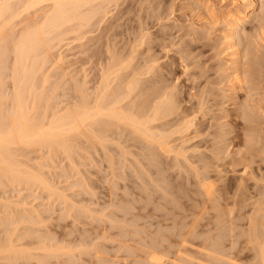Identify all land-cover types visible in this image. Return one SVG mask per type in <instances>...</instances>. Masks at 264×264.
<instances>
[{"label": "bare ground", "instance_id": "bare-ground-1", "mask_svg": "<svg viewBox=\"0 0 264 264\" xmlns=\"http://www.w3.org/2000/svg\"><path fill=\"white\" fill-rule=\"evenodd\" d=\"M18 1H20V2H18ZM45 1L46 2L49 1L48 4L49 3L50 4L45 5V8L47 6H49L47 8L48 11H47V9L44 10L47 12H44L43 20L41 18V21H40V19L37 20L38 18L36 16L37 15L36 11L39 12V10L42 6L40 7L37 5H39L42 2L44 3ZM128 1L129 0H17V1H15V0H0V178H1V176L6 177L5 179H7V181H6L7 184L4 181L3 182L7 186L10 182V184L11 183H17L18 185L23 184V183L26 185V183H27V185H29V186H32V184H33V186H35L36 188H37V186L43 187L44 189L49 191L48 193L51 194V197L53 195V198L55 196L58 199L61 198L60 200H63L64 206H66L65 205L66 203H67V205L69 204L68 205L69 207H67V209H71V211H74L73 213H71V212L70 213H71V215L73 214V217H75V219L72 218V220H73V221L71 220L72 223L77 222L76 224L79 225L78 223L80 221V225L82 222H83L82 224L85 225L88 223L90 224V221H91V225H93L94 221H99L100 218H98V219L96 218L99 215V213L91 211L93 209H90V208L88 209V207H84L83 209H80L82 204L80 203L81 205L80 204L78 205V203H77V206H76L75 200L73 199L76 195L72 198L71 196H73V194L72 195L67 194V191H68L67 188L70 187V185H68L67 188L64 190H63V187H61L62 188L61 189L60 186H59V188H57L58 187V185L56 187L57 183L54 185L55 182L51 181L49 179V177L45 176L47 174H45V172H43L42 168H44L43 163L46 164L48 162V160H46V158L43 161L42 160L35 161L33 164L30 165L26 161L18 158L17 151L20 148H24V149L26 148L28 150L32 149V148H35V149H39V148L44 149L45 148L47 150V156H49L50 160H51V156L53 157L55 154L54 158L52 159L53 161L55 160L56 156L58 157V155L60 156L61 154L63 156V154L65 153L64 154V155H66L65 158L68 160L67 162L70 163V164L68 163L69 166L71 165L70 171L72 168L73 169L75 168V170L77 169L78 172L80 170V173H81V169L79 168L80 167L79 163H81L82 161L79 162L78 160L77 161H75V160L78 159L79 156L83 159L84 158L83 154L84 155L86 154V156H88L87 157L88 159L90 157H92V155H94V152L91 153L87 149L89 147H94L95 149H97V152H95V155H96V153H98L99 150H101V151L103 150V152H105L106 155L103 152H102L103 154H101V155L98 154V155L99 156L103 155L101 157L102 161L104 160V159H102L104 157V155L106 156V157H104L105 160H107L106 158H109L108 161L111 162V163H109V165H111V166H109V165L108 166L110 168H112V171H114L113 169H115L117 166L113 168L115 162L112 163L113 159L110 160L111 158L114 157V159H116V161H117L118 157L119 158L124 157L123 161H125V162L129 159L128 160L129 162L128 161L127 162L130 163L131 166L128 164V166H130V167H127V170L129 169V171H130L129 173L133 174L131 176L133 178H131V177L130 178L133 180L137 177L139 179V181L140 180L143 181L141 183L149 186V188H148V186L146 188L143 187L144 189H147V190L145 191L142 188L144 191L141 192V193L148 192L147 193L148 196L146 195V199H147V197H149V192L151 194V191H158L159 190L157 195L159 193H162V191H163V193H165L169 190V186L174 189V192L176 191L178 193H179V191L181 192V190L183 189V192H181L183 194L180 195L181 193H179V194L177 193V195H180L181 199H183V200L185 199V203H184L185 205L182 207H179L180 210H178V209L175 210L176 208H169L168 207V209L164 213L159 212V213H162V216H163L162 220H160L162 217L161 218L158 217L159 219L156 220L155 218H157V216L154 217V215H153V217H152V214H151V218H154L155 222H153V219H152L150 224L151 225L154 224L153 227H156L154 230H151V231L140 230V229H143V228H141L144 226L143 221H142L143 226L139 227L140 229L136 227L139 230L133 229L134 228L133 227L134 222H137V221H134L130 218V217H132V218L138 217V218H136V220H138V222L140 223V221L145 218V215H147V213L150 216L149 213L151 211H153L154 209L152 208L153 206L150 205V209H147L148 211L150 210V212L146 211V207H149V204H147L148 199L147 200L144 199V201L140 200L141 203L144 202L143 207H144L145 211L142 210V213L145 214L144 216L141 212H138V211H141L140 209H143L141 203L138 204V210H137L138 215H137V212H136V215H134L135 212H134V214L128 213L127 210H129V209L134 210L135 208H132V207L133 206L135 207L137 205V204L133 205L134 204L133 202H132L133 204H130V202L132 200H134L133 198H132V200H129V201H128V199L127 200L125 199L126 201L123 200V201H125V204H126L124 206H123V203L122 204L120 203L121 205L119 203H117V204L115 203L116 206L117 205L119 206V207L117 206V208L115 206V208L119 212L117 215L121 214V216H122V214H123V217H121V216L119 217V218H121L120 221H123L124 217L129 218L128 219L129 221L125 222V220H126V218H125L124 222H121V223H125V224L127 223L126 225L125 224H123V225H125V227L129 226L128 228H130V229L124 230L125 227L122 228V225H119V228H117V229H119V231L116 232L117 234L114 233L115 238L114 237L111 238L112 241H113V239L115 240V241H113L114 244L116 242L115 246H113V249L111 250V252L113 251V253L116 252L114 255L120 253L118 248L125 250L124 251L125 254H126V252L127 253L130 252L127 255L128 257H130V255L132 253H133V255H131V257L134 256L138 250V251H140V253L136 254V256H134L133 259L131 258L132 259L131 262L135 261V262H138L139 264L140 263L141 264H264V183H262V182H264V172H263L264 168H262V164H260L261 162H264V141H262L263 139L261 138V137H263V136H261V134L263 133L264 130L263 129L260 130L259 120H258V118L261 119V116L263 115L262 114L263 108L261 109L262 111L259 109L262 112L261 113L262 115L259 116V112L257 111L258 110L257 107L259 108V106H257V107L255 106V105L260 104V107H261L262 104L259 101H261V102H263V101L260 100L261 99L260 96H259L260 99L257 97L259 99V101L257 100V98L254 99V95H253L251 102L249 100L250 99L249 97L255 93L253 90H256V93H257V91H258L257 89H259L260 81H263V79L259 80L258 74H261V73H258L257 71L259 70L258 67L261 70L264 69V68L260 67V65H261L260 63H262V61H261L262 58L260 59V55L262 53H264V51L262 52V50H259V49H263L262 47H264L263 46L264 43L263 44H262V42L260 43L261 44V48H260V46L257 42L259 39V34L264 32V0H229V4H228V1H227L226 5L224 4L226 6L225 8H222L223 6L220 8V6L223 4V2L226 1V0H223L221 4L218 3V5L220 4L219 5L220 9L216 8L217 10H215L213 8L214 6L215 7L218 6L216 2L213 1L215 4L213 2L210 4V2L212 0L211 1L207 0L209 2V4L207 3L208 4V6H207L206 4L204 5V3H203L204 0H203L202 5H204V8L206 7L207 11H211L210 12L211 15H206V13L197 14L198 11H196V10H198V9L200 11L204 10L202 7L199 6L200 5L199 2L197 4L200 8L198 7L195 9L193 6V8L195 9L194 13L197 14V17L195 15H194V17L196 19L199 17L198 20L201 23L200 26H202V25L206 26V24H207L208 29H206V27H205V30H204L202 28L204 26H202L201 28L199 27L200 29L199 28L194 29L195 26L194 27L191 26V27H193V29H190L189 31L187 30L186 32L189 34L191 33L190 31H192L193 34H195L197 32V33H199V36L198 35H196V36H198L202 40V38L205 39L210 34H212L215 29H216L215 31H217V29H218L219 31H217V32L219 34H217V36H216L217 38L215 37L216 39H218L217 40L218 45L214 46V43L217 44V42L212 40V41H214V43L212 42L213 43L212 47L214 46V47L218 48V47H220V45H219L220 43L223 45L221 51H219L220 49L218 50V52H220V53H218L217 51L215 52V55L218 54V58L220 57V54L222 55L221 59H220L221 61L219 60L221 63L218 62L220 64L216 65V66H218L221 74H220L219 82L215 83V84H217V86L216 85L215 86L218 87L219 83L220 84L224 83L223 87H221L222 85H219L220 88H219L218 92H220L223 95V97L226 99L224 101L229 102V105H231V109H230L231 112L227 113L226 110H228V109H225V107H223V110L221 111L222 115L220 116L221 112L219 115L217 114L218 117L220 116L219 120L222 119L223 121H220L221 124H219L216 127L217 129L212 128L213 131L215 130L214 133H212L213 132L212 130L209 131V129H211V128L205 124L206 127H209L207 129L203 123V119L206 117V115L209 114V112L214 111V109L211 106H215L214 102H216V101H214V102L212 101L211 102L213 104L212 105L207 101L208 97L206 98L207 94L210 95L211 91H209V88L208 89L205 88L201 92H199V90H201V88H203V87L200 86V88H199V86L197 87V85H196V87L199 89H198V92L196 91V89H195L196 87H195L194 82L195 83L198 82V81H196L199 78V76L197 77V73L196 74L190 73V76L196 75L197 79H194V76H191V78L186 77L187 75L185 76V78L187 80L192 79L191 83L189 82L190 84L187 85V89L183 90L184 91L183 95H185V92H186V95L189 97L188 99L186 98L187 100L185 99V96L182 97L180 95V93L183 92L182 91L183 87L179 88L177 86L178 84H176V83L175 84L168 83V82H170L169 81L170 77H168V76H170V74H172L171 73L173 71L172 65H174V64L171 60H170L171 62L167 65L162 61L159 62V58L157 56H154V54L153 55L151 54L152 53L151 52L152 47L148 46V44H149L148 42L151 39L150 34H149V32L151 30L148 29V27H146L143 22L141 23L139 21L140 24L138 27H140V28L137 27L139 30L137 29L138 32H135L136 35L134 34V37H133V35H132V37H129V38L126 37V38H128L127 40L130 41V42H128L130 44H129V52L127 54L123 53L121 51L119 52V49H115L117 44L114 43L115 42L114 40L116 37H118L121 34L117 30H118V27L123 26V25H121L120 21L122 20L123 14H126V13H124V12H126V10H125L126 7L123 6V4L125 2H128ZM190 1H185V2L190 3ZM201 1L202 0H200V2ZM185 2H183V4ZM194 3H192V4L194 5ZM183 4H182V6H183ZM185 4H187V3H185ZM189 5H191V3ZM189 5L187 4V6H189ZM209 5H212L213 7H211ZM258 6L259 7L261 6L260 10L258 9ZM38 7H40L39 10H38ZM183 8H184V6H183ZM185 8H187L186 5H185ZM191 8L189 6L187 9L191 10ZM257 9L259 11H257ZM169 10H170V8H169ZM169 10H166V11L169 12ZM180 11H181V9H180ZM204 11H206V10H204ZM190 12L192 13V11H190ZM34 13H35L36 17H34V15H33ZM127 13H128V10H127ZM30 15H31V17H30ZM158 15H157V17H158ZM180 16H182V15H180ZM166 17H167V15H166ZM166 17H164V18H166ZM140 18H139V20H140ZM147 19H149V18H147ZM255 19H258L257 20L258 21L257 26L253 25L254 29L252 30V28H251L252 32H248V24L252 23L253 21H254V23H256ZM176 22H177V20H176ZM20 23L22 24L21 26H20ZM157 23H158V21H157ZM174 23H175V21H174ZM216 24H217V27L219 26V28H221V29L217 28ZM220 24H221V27H220ZM163 25L161 26V24H160L162 31H163V29L167 28L166 26L168 24L167 25L165 24L166 26L165 25L163 26ZM190 25H193V24H190ZM197 25H198V23H197ZM174 27H175V25H174ZM209 27H211L212 29L210 28V30H209ZM255 27H257V30ZM213 28H214V30H213ZM201 29L203 31L208 30L207 33H209V31L211 33H209V35H207V33H205V35L207 37H205L204 35L200 36V34L202 33V32L200 33ZM254 30L257 31V33H256V31L254 32L256 34H253ZM50 32H51V34H50ZM65 32H66V35H67V33L72 34L75 32L74 34H72V36L74 35L73 39H77L79 41L80 39L83 40V38H85V40L88 43H90L89 46L87 45V47L82 50L83 54L82 53L81 54L84 56L85 51L88 53L87 56L85 53V56L87 58H86V60L85 59L84 60H85V62H90L89 64L92 66V68L94 70L95 81H94L92 89L90 91L86 92L87 87H88V86L85 87L87 85V79H85V77H86V75H88L87 72L85 73L86 69L82 68V70H84V72L82 71L83 74L80 76V77L83 76V78H80L81 80L77 77L78 76V71H77L78 67H76V68L74 67L75 71H77V72H74V74H73L75 77L72 75V73H70L72 69L69 70L70 71L69 73L72 76L67 73L71 79V82H69L70 86L67 84L68 85L67 87L70 90V92L68 94L72 95L73 92L77 93V94L76 95L73 94L74 96L72 95L73 96L72 101H70L72 99V98L71 99L69 98L70 95L67 98H65L66 97L65 96L64 98L68 99L69 102H66L64 100L66 102L65 103L62 101L63 102L62 107L57 106V109H56L54 107H56L55 104L58 101H55L52 99L56 98V96H54L56 94H54V93L57 92V89L60 88V83L63 84L62 82H64V81L59 82L60 77L62 79L66 75V72H64L63 70L58 71L59 68L56 69V67H61L60 62L62 64V62L64 61V58L66 57L65 56L66 54L64 55L62 52H59L64 56L60 55L59 53H56L57 54L56 57L54 58V56H53V58H52V57H50L51 55L47 52L49 51V48L50 49L52 48V46H53L52 43L58 42L61 39V36H63L65 38V36H66V35H64ZM132 32H134V31H132ZM167 32H169V31H167ZM46 33L50 36L51 35H53V36L50 38V36H47ZM216 33H214V34H216ZM44 34H46V37L44 36ZM126 34L127 33H125V35ZM161 34H163V33H161ZM161 34L157 35V37L161 36ZM120 36H122V34ZM166 36L168 37V35H166ZM196 36H195V38H193V37L192 38L195 40ZM202 36H204L205 38ZM212 36H213V34H212ZM169 37H171V36H169ZM198 37H197V40H198ZM161 38L163 39V38H165V36H161ZM171 38L173 39V37H171ZM213 38H209L210 40L207 38V40H209V42L211 43V39H213ZM256 38H258V39H256ZM49 39H50V41H48ZM73 39L71 38V40H73ZM56 40H58V41H56ZM61 40H60V42H58V44L56 46L54 44V46L55 47L59 46V44L61 43ZM219 40H220V43H219ZM86 41H85V43H87ZM153 41H156V39L155 40L153 39ZM163 41H164V45H165V43H167V42H165L166 38H165V40L163 39ZM178 41L181 42V39ZM82 42L80 43V41H79V44L77 43L78 46L81 45ZM85 43H84V45H86ZM169 43L171 45L172 44L175 45V43H173L172 41H170ZM169 43H167V44H169ZM150 44H152V43H150ZM180 44H179V46H180ZM104 45L106 47H103ZM78 46L76 45V47H78ZM168 46H170V45H168ZM187 46H189V45H187ZM81 47H83V46L81 45ZM81 47L79 46L80 51H81ZM160 48H161V46H160ZM165 48L166 47H164V49H163V47H162L163 51L166 50ZM179 48H178V51H176V52L182 53L181 50L179 51ZM47 49H48V51H47ZM172 49H174V48H172ZM259 52L261 53L260 55H259ZM8 53H9V55H12L11 60H9V61L7 60L8 59L7 58ZM184 54L185 53L183 52L182 55H184ZM46 55H48V57ZM177 55L179 56L178 58L180 60V61L177 60V61H179V65H181L182 68L184 69V71L186 72V69H188V65L184 62V58H183V56H181V54L180 55L177 54ZM214 56H212V57H214ZM262 56H264V55H262ZM48 58H51L52 60L48 59ZM47 59L49 62H51V64H50L51 68L50 67H48V68L50 70H53V68H54L55 72L53 70V72L50 73L49 69H48L49 72L47 71V67H46L47 64L49 66V62L47 61ZM74 60H75V58H74ZM65 62L63 63V65H64L63 67L67 68L68 65H65ZM75 62L77 63V61H75ZM161 62L164 63L165 65L162 66ZM72 63H73V60H72V62L70 61V63H69L70 66L75 64V63H73V64ZM7 65H9L10 68ZM214 65H215V62H214ZM81 67H83V66H81ZM215 67H213V68H215ZM6 68L8 70L10 69V74H8V75H9V77L11 76V80H12V85L10 83V86H9L10 88L8 90V93L6 91L8 89V86L7 87L5 86V84H6L5 80L8 77V75L6 76V74H5L8 71ZM74 68H73V70H74ZM4 69H6L7 71ZM200 69H201V67H200ZM56 70L58 73L56 72ZM79 70H81V69H79ZM216 70H217V68H216ZM67 72H68V70H67ZM185 72H182V73L185 74ZM216 72H219V71L217 70ZM53 73H55V75H56V73H57V75L59 73L61 74V76L57 77V80L59 79L58 80L59 83H57V80H54L53 81L54 84H53L51 82V80H49V78L55 76V75H53ZM64 73H65V75H64ZM80 73L81 72H79V74ZM186 73H189V71H187ZM218 75H216V76H218ZM177 77H175V80H178ZM77 78L80 81H78ZM45 82L49 86H50V84L52 86L53 85L54 86L53 87L50 86V87H52V88H50V87H48L47 84H45ZM67 82H68V80H67ZM212 82L214 83L215 81H212ZM44 84L47 85V87ZM56 84L59 86H56ZM185 84L186 83H184L183 86H186ZM55 86L57 89L55 88ZM65 86H66V84L64 85V87ZM215 86H214V88H215ZM11 87H12V89H11ZM70 87L74 88L73 92H71L72 89H70ZM212 87L213 86L211 85V88ZM45 89H47V90H45ZM241 90L242 91L244 90L243 91L244 93L242 92L243 93L242 95L240 93ZM9 91H10V93H9ZM251 91H253V92H251ZM220 93H218V94H220ZM218 94H216L217 98L219 97ZM210 96H209V98H210ZM213 96H215V95H213ZM57 98H59V95ZM262 99H264V98H262ZM248 100H249V103H255L257 100L258 103L254 104V106L256 107L257 110H255L254 108H251L250 105H252V104L249 105ZM253 100H254V102H253ZM53 101H54V106L51 103ZM218 101L216 102L217 105H218V103H220V101L219 102ZM224 101H222V103ZM207 102L209 105H211L210 107H211L212 111H209L208 107L206 106ZM222 105L223 104H221L220 108L222 107ZM59 106H60V103H59ZM225 106H227V105H225ZM215 108H216L215 109L216 112H219L220 109L217 110V106ZM49 111H50V115H48V117H47L48 120H47V118H45V117H46L47 113L49 114ZM255 111H257V112H255ZM215 113L214 114L212 113V115L210 114L213 117L215 116V118H212L213 120H216V118H218V117H216ZM230 115L232 117L234 116V118H235V120H233L232 123H230L227 120L230 118V117L228 118V116H230ZM237 118L241 120L242 126L239 127L238 129H235L234 126H236V124H237V122H235ZM209 119H210V116H209ZM204 121H205V119H204ZM260 122L263 123V125H264V122L262 120ZM211 123H213V121ZM212 126H215V125H212ZM113 128H116L118 130L121 128V131L124 130L125 132H126V130H128L129 133L127 131L126 132L127 134L125 133L126 136L125 135L124 136L129 139V136L131 138V134H132V137L135 140L139 141L138 146L141 142L143 144V146L141 145V147H142L141 150L144 151V154L142 153L143 151L140 152V150H138L139 153H142V154H140L141 155V157H140L139 153H137V150L135 152L134 150H131L130 148H128V146L132 142L131 139L132 140H134V139L131 138L128 140L127 138H124V136H122V132H124V131L121 132L119 130V132H117L116 129H114V131H116V132H113V130H112ZM110 131L112 132V133H110V135L118 133L117 135L118 136L121 135V137H123L125 140H127L126 141L127 143L125 141L123 142V139H121L118 136L117 137H110L109 136ZM240 131L242 134V136H241L242 138L240 137V135H241L239 133ZM233 132H234V134L230 136V134ZM235 139H237V140H235ZM78 142L85 144V145L84 146L82 144L79 145L80 143H78ZM128 142H129V144H128ZM126 144H128V145H126ZM131 144H133V142ZM231 144H234V147H235V144H238L239 146L234 148ZM111 145H113V148ZM97 146H100L101 149H99ZM130 147H131V145H130ZM230 147L232 149H229ZM80 148H82V150L84 149V151L81 150L83 153L81 151H77V154L81 153L82 155L78 154V156H77V154H76V157H72L73 152L76 153V149H80ZM140 148H138V149H140ZM85 150L87 151V153L85 152ZM132 151H134V152H132ZM88 153L89 154L91 153L92 155L91 154L88 155ZM99 153H100V151H99ZM146 153L149 154V157ZM112 154H116V155H112ZM128 154H131L134 157L132 158V156H131V159H130L129 157H127ZM44 155L45 154H43V156ZM143 155L144 156L146 155L148 157V161H147L148 164L143 163L145 161L144 160L145 157ZM226 155H229V156H226ZM43 156H41V157H43ZM224 156H226V158ZM142 157H143V160H142ZM147 157H146V159H147ZM228 157H230V159H227ZM70 158H72V159H70ZM87 158L85 157L84 159L87 160ZM126 158H128V159H126ZM222 158L229 160L227 163H222L223 165L227 164V166H228V167L224 166L225 170H227V172H228L227 173L228 177H227V174H225V176L223 174V172L225 170L222 172V170L224 168H222V169L217 168L218 166H221L220 159H222ZM93 159L95 160L94 163H96V164L93 163V165L94 166L97 165V170L100 169V171H101V168H100L101 164H99L100 167H98V162H96L97 159L92 157L89 160L92 161ZM130 160H131V162H133L132 164H131ZM91 161H90V163H91ZM108 161H105L106 164H108ZM121 161L122 160H120V162ZM221 161L223 162L224 160H221ZM50 162H48V164ZM217 162L219 163V165L216 164ZM224 162H226V161H224ZM118 163H119V161H118ZM118 163H115V165ZM122 163H121V166L124 165ZM81 164H83V163H81ZM145 164L146 165L150 164L149 165L150 167H144ZM85 165H87V164H85ZM125 165L127 166V164H125ZM223 165H222V167H223ZM254 165H256V167ZM263 165H264V163H263ZM121 166L119 165L118 171H121L120 170L122 168ZM91 167H93V166H91ZM66 168H67V166H66ZM82 168H83V170H82L81 176H82L83 171H84V167H82ZM170 168L171 169L175 168L176 173H174V174H176L177 176L179 175V177H181L180 179L182 181L180 180L175 186V187H177L178 191L176 190V188H174V186L172 184L174 183V185H175V182H177L176 180H178L179 177L174 176L176 179H174V177H173V179L170 178L171 173L170 172H169L170 174L167 173V171H170V170H168ZM122 169H124V168H122ZM259 170H262L263 173H260L261 171L259 172ZM48 171L50 172V170H48ZM96 171H94V173L98 174L97 173L98 171L97 172ZM116 171H117V169H116ZM122 171H124V174L127 175V172L125 171V169ZM111 172H110V174H113V175L115 174V172L114 173L113 172L111 173ZM86 173H87L86 174V176H87L89 173L88 172H86ZM129 173H128V175L130 176L131 174H129ZM120 174L124 175L123 173H120ZM134 174H136L135 178H134ZM167 174H169V175H167ZM48 175H50V174H48ZM52 175L54 176L53 173H52ZM56 175H58V174H56ZM60 175H62V173ZM116 175H119V174H116ZM116 175L112 176V177H115L114 179H116V177H117ZM152 175H155V176L153 177ZM85 177H83L82 179H84ZM120 177H122V176H120ZM120 177H119V179H122ZM88 178H91V177L88 176ZM126 178L123 177V179H126ZM148 178H150L151 182L153 180L154 183L153 184L150 183L149 182L150 180ZM211 178H213V180ZM114 179L111 181L112 183H113V181H115ZM138 179H137V181L136 180H133V181L139 183ZM210 179L212 180V182H210L211 181ZM249 179L255 181L254 185L259 186L258 185L259 183L262 184V185H260V187H258V189H256V187H254V185H253L254 190L256 189L254 191L255 194H252L250 192L252 187L250 189L249 186L252 184L248 183ZM90 181H92V180H90ZM159 181L160 182H166V183L160 184ZM258 181H259V183L257 184ZM80 182H82V181H80ZM170 182L171 183L173 182V183L171 185H169ZM184 182H186L187 184H185ZM4 183H2V185L6 186ZM84 183H82V184L84 185ZM91 183H93V182H91ZM91 183H90V185H92ZM114 183H116V181ZM114 183L112 185H114ZM17 184H15V185H17ZM82 184H81V187L83 188ZM73 185H74V183H73ZM75 185H76V183H75ZM141 185H139V186L142 187ZM184 185H186V188L189 187V189H185ZM150 186L151 187L153 186L152 188L155 190L150 189L151 188ZM190 186L192 188H190ZM71 187H72V185H71ZM113 187H114V189H116L115 186H113ZM135 187L136 186L132 187L133 188L132 190H135L137 192L138 189L137 188L135 189ZM157 187H160V189ZM178 187H180L181 190ZM85 188H86V186H85ZM89 189L91 190L92 187L87 188V191H85L84 189H82V190H83V192H88ZM142 189L139 188L140 191ZM148 189H149V191H148ZM184 189L188 190V192L190 190V192L192 194H189L186 191L184 192ZM14 190H16V189H13V191ZM70 190L71 189H69V191ZM92 191L93 190H91V192ZM135 191H133V192H135ZM16 192L17 191H15V193ZM80 192H82V191H80ZM138 192L135 194L140 195L141 193L140 192L138 193ZM171 192L172 191H169V194ZM17 193H19V192H17ZM92 193L94 195L95 191ZM163 193L161 195H163V196L167 195V198L170 196L167 193L166 194H163ZM6 194H4L5 196H0V206L5 208L3 210L4 213L2 215H4L5 213L7 215H10L8 213H11V214L14 213L13 215H14L15 219L12 220L13 218L11 219L10 216H13V215H10L9 219H11V220L7 219L9 222H7V220L5 218H3L6 216H3L0 220V225L2 228H4L2 230V232H3L2 236H1V231H0V236H1L0 237V260L1 261L4 260V262H5V260L9 261V263L8 262L4 263V262L0 261V264H14L15 263L14 261H16L18 259L23 260V261L21 260L22 261L21 264H88V263H90V264L101 263L102 264V262L109 264L107 262H112L115 260L113 257H112L113 258L112 260H111V258H109V256L107 257V253L109 254V252H110L109 249H111V248H107L103 245V244H106V242L105 243L104 242L103 243H101V242L94 243L93 242L94 245L92 243L89 244L90 240L96 238V236H97L96 232H98V230L101 228L100 223H102V221L98 222L100 225L99 229L97 228L99 226L97 224V222H96V224L94 223L93 226L90 225V227L88 229L82 228L84 231L87 230L86 232H84L82 229H80L81 227L78 228L77 225L75 224L76 227L78 229H80L78 231L81 233V236L79 237L80 239L77 238V240L72 237V239L75 240V241L71 240L72 243L73 242L75 243L74 246H72V247L76 248V246H78L80 243L83 244L86 240L84 245L89 244L88 246L93 245V247H94L96 244L97 248L95 247L96 253H93L92 249H90L93 254H90L91 252H90V250H88L90 253L89 252H88L89 254L86 253V256H85V252H87V251H85V250H87L86 248H88V246H85L86 248H83V249H85L84 251H80L81 248L80 249L77 248L78 249L77 251H79L80 254L83 253L84 255L81 254L82 255L81 256L79 253L78 254L75 253V255H74L71 252L73 254L72 255L69 252L71 250H68L69 248L66 247V246L70 245L69 244L70 241L67 242L68 244L66 243V245H64L65 248L62 247L61 246L62 243L55 241V238H56L55 233L56 232L53 229L50 230L48 227H46V228H48V232H47L46 229L43 230L45 228V226L43 229L41 227L40 228L37 227V229H36L34 225H31L32 227L30 225H28V224H30L29 220L32 222L31 224H33V223L37 224V221H39L38 223H40V222H43L45 219L46 220L50 219L48 216L49 213L53 214V212L55 211V210L53 211V209H51L52 207L48 208L47 205L45 206L46 202L44 203V205H43L44 208L42 207V209L39 208V206H38V208L36 207L38 204H36V205L34 204V207H33L31 205L33 200L30 202L31 204L26 203L25 199H27V197L26 198L24 197L25 199L23 198L24 199L23 200L20 198L21 197V195H20L19 198L21 201H19V200H15L16 198H13L12 194H10V196H9V194L8 195H6ZM75 194H77V193H75ZM126 194H128V193L126 192ZM145 194L146 193L141 194L140 197H143ZM172 194H174V193L172 192ZM17 195H19V194H17ZM125 195H123V196H125ZM131 195H132V193H131ZM174 195H173V197H175ZM177 195L175 197L176 200L179 199V196H177ZM150 196H152V194ZM51 197L49 195L50 200H51ZM33 198H35V197L33 196ZM53 198H52V200H53ZM57 198H56V200H57ZM175 198L169 197V200L171 202H173L172 204H176L177 207L181 206L183 204V201H182V204H179L177 201V203H178L177 204ZM50 200L48 199V202ZM127 201L129 202V204ZM153 201L151 203H154V205H158L161 207L163 205L165 206L164 202L162 203L160 201V199L158 200V202H156V201L153 202ZM40 202H42V201H40ZM134 202H136V200ZM145 202H147L146 203L147 205H145ZM171 202H169V203H171ZM61 204H63V203H61ZM221 204H223L225 206H226V204H234V205L240 204L241 207H244L247 204H254L250 215H246L244 217L247 220L246 222H248V227L244 228L241 225H239L242 228L239 230L238 233H235L234 225L239 223L240 217L238 218V221H237L238 223H236L235 221L237 220V216L233 215L234 217L236 216L233 219V216H232L233 213H231L234 210L232 209L233 210L232 211L231 208L228 207L229 209L225 208L228 210V211H226L223 208L225 206H222ZM28 205L29 206L31 205L32 207L30 206L31 208H29ZM129 205H132V206L130 207ZM220 205H221V207H220ZM139 206H141V207H139ZM76 207L77 208L79 207V209L81 210V213H80L79 209L76 210L77 209ZM156 207L157 206H155V208ZM136 208H137V206H136ZM208 209H213L214 213H212L210 217L204 218L202 215L204 213H206ZM82 210H84V211L86 210L85 212H87V213L85 214V212L84 211L82 212ZM89 210H90V212H89ZM102 210H104V209L102 208ZM102 210L100 211V215L98 217L101 216ZM67 211L66 210L64 211V213L66 212L65 213L66 215L68 214ZM92 212L95 213L96 219H93L94 214H92ZM144 212H147V213H144ZM82 213L87 217V219L90 216L91 220L89 219L90 221L89 222L87 221L88 223L87 222L84 223V221H86L87 219H83ZM159 213L157 212L155 215H157ZM41 214L43 215V217L45 214L46 217L41 218L40 217ZM60 214L63 215V212ZM60 214L58 215V217L55 218L57 221L61 220L62 218H64L63 216H65V214L63 216H60ZM88 214H89V216H87ZM96 214H98V215H96ZM139 214H141L140 216H142V217H140ZM71 215L69 214L68 216L71 217ZM80 215L82 218L79 217ZM159 216H161V215H159ZM50 217H53V216L50 215ZM78 217L81 220L80 219L78 220ZM102 217H103V214H102ZM111 217H113V216H111ZM230 217H232V218H230ZM6 218H8V217H6ZM114 218H112V219H114ZM119 218L117 216L116 221H118ZM40 219H41V221H40ZM76 220H78V221H76ZM114 220H113V222H115ZM130 220L133 222L131 223ZM202 220H203V222H201ZM11 221H14V222L12 223ZM24 221H26L25 223H27V224H25V225H27V226L23 225ZM168 221H170L171 224H174L173 226L176 225L177 229L176 230L175 229H171V230L170 229H167V230L161 229L162 226L168 225V223H169ZM225 221H227V223H228L227 225H224ZM59 222H57L55 225L59 226V224H58ZM63 222H64V220H63ZM138 222H137V225H138ZM9 223L11 225L14 224L13 225L14 227H15V223L17 225L19 223L22 224V226H20V227L21 228L24 227V228L21 230V232L15 234L20 239L15 237V235H13V233H15L14 231H16L18 228L20 230V227L17 226L18 228L17 227L14 228V227L10 226L11 229H9L10 228L8 226V225H10ZM67 224H68V222H67ZM67 224H66V226H64L62 224L63 225L62 228L67 227ZM114 224H116V223H114ZM130 224H133V225L130 226ZM211 224H214L215 226L220 225L219 226L220 229H219V227L218 228L212 227V226L210 227ZM70 226L71 225H69V227ZM114 226H113V229H114ZM92 227H94V228H92ZM2 228H0V229H2ZM33 228H35V229H33ZM38 228H39V230H38ZM73 228H75V227H73ZM90 228L92 229V231ZM120 228H122L123 230ZM144 228H146V225ZM214 228L218 232H216V230L213 231ZM40 229H42V230H40ZM10 230H12V232H11L12 234L10 233ZM36 230H38L40 234L38 233V235H36L38 232ZM49 230H50V232L51 231L52 232L49 233ZM81 230L83 231V233H86L88 235L83 234ZM40 231H42V234ZM67 231H68V229H67ZM94 231H95L96 235L93 234ZM45 232H47V233H45ZM63 232H64V230H63ZM70 232H72V231H70ZM90 232H92V234ZM44 233H45V235H44ZM104 233L107 235L106 229H102V232H100V230H99V233H98L99 235L97 237L102 238L103 235H104L103 237H106V235ZM204 233H205V235L203 238L201 236ZM65 234L67 235V233H64L63 235L62 234L61 235L63 237H65L66 236ZM11 235L17 239L14 240V238H12ZM25 235L28 237V241L30 239L32 240L33 238H34V241L32 240V242L29 241V242L25 243L24 241H26L25 240L26 238L24 239V241L22 239V237L24 238ZM33 235H35V236H33ZM47 235H49V236H47ZM108 235H107V237H108V239H110L109 237H111L113 235V233H111V236H110V234H108ZM193 235L195 236V238H196V236L200 235L199 237H201L202 239L199 240L196 238L198 241L194 240V239L190 240L188 238V236L192 237ZM62 236H58V237L63 239ZM84 236H85V238H84ZM91 236H93L94 238L91 239ZM29 237H31V238L29 239ZM226 237H228L226 240L227 242L226 241L223 242L222 238L226 239ZM238 237H242V241L239 240L241 242V249L242 250L250 249L253 251V254L251 257L245 256L246 260H244V262L239 261L240 259L236 255L238 253V251H235L236 253H234L232 251L235 248V246L236 247L238 246L236 244L238 242ZM52 238H54V240ZM81 238H82V240H81ZM17 240H19L20 244H22L21 243V240H22V242L26 245V247L24 244H22L21 249H19V245L17 246V243H16ZM52 240H53V242H52ZM96 240H99V239H96ZM103 240H104V238L102 239V241ZM59 241H61V240H59ZM14 242L16 243V246L18 248L15 247ZM113 242H111V243H113ZM29 243H30V246L32 244V246H34L33 249L36 250V251L34 250L35 254H33V255L31 253L34 251H31V252H29V254H27L29 251V250H27V245H29ZM99 243H100V246L99 245L98 246L101 247V250H99V247L97 246V244H99ZM118 243H119V245H117ZM133 243L134 244L136 243V245H134ZM249 243H250V245H249ZM56 244H59V246L57 245V247H56ZM101 244L104 247H102ZM81 247H82V245H81ZM93 247H91V248H93ZM114 247H117V248L115 249ZM171 247L172 248L176 247V248L171 249ZM61 248H63V249H61ZM23 249H25V251ZM59 249L63 251L62 253L64 254V256L60 255L61 251ZM65 249H66V251H64ZM70 249L73 250V248H71V247H70ZM83 249H81V250H83ZM102 249H104V250H102ZM106 249H107V252H105ZM56 250H57V252H56ZM58 250L60 251L59 252L60 254L58 253ZM113 253H111V254L113 255ZM65 254H67L66 257H65ZM111 254H109V255L112 256ZM91 256H93V258H95V260H91L90 259ZM52 258L54 259L53 261H56V262H52V260H51ZM55 258H57L58 260ZM66 258H68V259H66ZM83 258H85L86 260H84ZM117 258H116V262L114 261V263L112 262V264L121 262V261H118V260H120L118 256H117ZM59 259H60V261L62 259V261H61L62 263H58V262H60ZM108 259H109V261H108ZM248 260H251L252 262H250ZM12 261H13V263H11ZM92 261H95L96 263L95 262L93 263ZM17 263H15V264H17ZM121 264H124V263H121ZM125 264H126V262H125Z\"/></svg>", "mask_w": 264, "mask_h": 264}, {"label": "rangeland", "instance_id": "rangeland-1", "mask_svg": "<svg viewBox=\"0 0 264 264\" xmlns=\"http://www.w3.org/2000/svg\"><path fill=\"white\" fill-rule=\"evenodd\" d=\"M15 1H17V0H15ZM132 1V2H131ZM185 1H190V0H129L128 2H125L124 4H123V6H125L126 7V12H124V13H126V14H123V16H122V20L120 21L121 22V25H123V26H121V27H118V32H120L121 34H122V36H118V37H116L115 38V44H117V46H116V48L115 49H119V52L121 51V52H123V53H128L129 52V44L130 43H128V42H130V41H128L127 39L129 38V37H132V35H133V37H134V34L136 35V33L135 32H138V28H140V27H138L139 26V24H140V22L142 23H144L145 24V26L146 27H148V29H150L148 32H149V34H150V40H149V44H148V46H150V47H152L151 48V54L153 55L154 54V56H157L158 58H159V62L160 61H162V62H164L166 65L167 64H169L171 61L173 62V64L174 65H172V69H173V71L171 72L172 74H170V76H168V77H170V79H169V81L170 82H168V83H173V84H178L177 86L179 87V88H181V87H183V89H182V91L185 89H187V85L188 84H190L191 83V80L190 79H186L185 78V76L186 77H189V78H191V76H194V79H197L196 78V75H191L190 76V73L191 74H196L197 73V77L199 76V78H198V80H196V81H198V82H194V84H195V87H196V85H197V87L199 86V88H200V86L201 87H203V88H201V90H199V92H201L203 89H205V88H209V91H211V93H210V95L209 94H207V96H206V98H207V101L210 103V104H212L211 102L213 101H220V103H218V105L216 104V102H214V105L215 106H211V105H209L208 104V102H207V104H206V106L208 107V109H209V111H212L211 110V107L214 109V111L216 112V106H217V110H219V112H214V111H212V112H209V114H207L206 115V117L204 118L205 119V121H204V119H203V123H204V126L206 127V125L207 126H209L211 129H209V131L210 130H212V128L213 129H217L216 127L219 125V124H221L220 123V121H223L221 118V120H219V117L222 115V110H223V107H225V109H228V110H226L227 111V113L228 112H231V105H229V102H226V101H224V100H226L224 97H223V95L220 93V92H218V90H219V88H220V86L219 85H222L221 87H223L224 85V83L223 84H220L219 83V85H218V87H216L217 86V84H215V83H217V82H219V78H220V74H221V72H220V70H219V68H218V66H216V65H219L221 62V54H220V57L218 58V54L217 55H215V52L217 51L218 52V50L219 51H221V49H222V44L220 43V40H219V45H220V47H214V46H217L218 45V39H216L217 37V34H219L217 31H219L218 29H217V31H215L214 30V28H213V36H212V34H210L209 35V33H211L210 31H209V33H207L208 32V30H206V31H203L202 29H201V31H200V36L201 35H204L205 37H207L206 35H205V33H207V35H209L207 38L209 39V38H213V39H211V43L209 42V40H207V38H205L204 36H202V37H204L205 39H203L202 38V40H201V38H199L198 36H199V33H195V34H193V32L192 31H190L191 33V35L189 34V33H187L186 31L188 30H190V29H193V27H194V29L195 28H201L202 26H204V27H202L204 30H205V27H206V29H208L207 27V24H206V26L205 25H202V26H200L201 25V23L199 22V20H198V18L196 19L195 17H194V15L197 17V14H199V13H202V14H204V13H206V15H211V11H207V9H206V7L204 8V5L206 4L207 6H208V4H209V2L208 1H211V0H204V2H203V0L200 2V0L198 1V0H191L190 1V3H191V5H189L190 3L189 2H185ZM196 1V2H195ZM216 2L217 3V5H218V3H222V1L223 0H212L211 2H210V4L212 3V2ZM227 1H228V4H229V0H226V1H224L223 2V4L220 6V8L222 7V8H225L226 6V4H227ZM18 2H20V1H18ZM49 2V1H48ZM48 2H42V3H40L39 5H37V6H42L41 8L40 7H38V10H39V8H40V10H39V12L38 11H36L37 12V20H39L40 19V21H41V18H42V20H43V17H44V12H47L48 11V7L49 6H47L46 8H45V5L47 4V5H49L48 4ZM183 2H185V3H187L189 6H190V8L192 7L193 8V6H194V8L196 9V8H198L199 6L200 7H202L204 10H206V11H200L199 9L198 10H196V11H198L197 12V14L196 13H194V11H195V9L193 10L192 8H191V10L190 9H187L189 6H187V4H185L186 5V7L187 8H185V5L183 4ZM195 2V3H194ZM199 2V6H198V3ZM204 3V5H202L203 3ZM213 2V3H214ZM15 3V2H14ZM13 3V4H14ZM192 3H194V5L192 4ZM208 3V4H207ZM17 4V3H16ZM181 4V5H180ZM182 4H183V6H184V8H183V6H182ZM215 4V3H214ZM213 4V5H214ZM219 4V5H220ZM225 4V5H224ZM169 5V6H168ZM179 5V6H178ZM219 5L217 6V7H213L212 5H209V6H211V7H213L215 10H217L218 8H219ZM173 6V7H172ZM181 6V7H180ZM152 7V8H151ZM166 7V8H165ZM170 8V10H169V8ZM199 7V8H200ZM261 7V6H260ZM259 6H258V9L260 10L261 8H260ZM37 8V7H36ZM149 8V9H148ZM217 8V9H216ZM219 8V9H220ZM45 9H47V11H44ZM178 9V10H177ZM180 9H181V11H180ZM187 9V10H186ZM257 9V11H259ZM263 9V8H262ZM42 10V11H41ZM127 10H128V13H127ZM166 10H169V12L168 11H166ZM172 10V11H171ZM174 10V11H173ZM202 10V9H201ZM41 11V12H40ZM184 11V12H183ZM190 11H192V13L190 12ZM200 11V12H199ZM256 11V12H257ZM32 12V11H31ZM166 12V13H165ZM208 12V13H207ZM39 13V14H38ZM130 13V14H129ZM168 13V14H167ZM171 13V14H170ZM190 13V14H189ZM41 14V15H40ZM129 14V15H128ZM159 14V15H158ZM32 15V14H31ZM31 15H30V17H31ZM34 15V17H36L35 16V13L33 14ZM39 15V16H38ZM157 15H158V17L160 18H158L157 17ZM165 15V16H164ZM166 15H167V17H166ZM180 15H182V16H180ZM156 16V17H155ZM199 16V15H198ZM261 16V15H260ZM33 17V16H32ZM128 17V18H127ZM140 18V20H139V18ZM151 17V18H150ZM164 17H166V18H164ZM147 18H149V19H147ZM157 18V19H156ZM162 18V19H161ZM188 18V19H187ZM190 18V19H189ZM196 19V20H195ZM164 22H163V21ZM176 20H177V22H176ZM191 20V21H190ZM258 19H255V21H256V23H254V21L252 22V23H249L248 24V32H252V30L254 29V26L253 25H255V26H257V21ZM125 23H124V22ZM140 21V22H139ZM157 21H158V23H157ZM174 21H175V23H174ZM150 22V23H149ZM198 23V25H197V23ZM167 27L166 29H163V31H162V29H161V26L163 25V24ZM185 23V24H184ZM200 23V24H199ZM152 24V25H151ZM160 24H161V26H160ZM175 25V27H174V25ZM190 24H193V25H190ZM197 26H196V25ZM218 24V23H217ZM217 24H216V27H217ZM22 24L20 23V26H21ZM159 25V26H158ZM163 25V26H164ZM157 26V27H156ZM191 26H193V27H190ZM138 27V28H137ZM173 27V28H172ZM188 27V28H187ZM220 27H221V24H220ZM186 28V29H185ZM199 28V29H200ZM210 28L211 27H209V30H210ZM217 28H219V26L217 27ZM251 28H252V30H251ZM256 28V30H257V27H255ZM130 29V30H129ZM132 29V30H131ZM134 29V30H133ZM138 29V30H137ZM212 29V28H211ZM219 29H221V28H219ZM251 30V31H250ZM256 30H254L253 31V34H256L257 33V31ZM67 31V30H66ZM126 31V32H125ZM132 31H134V32H132ZM167 31H169V32H167ZM212 31V30H211ZM256 31V33H254ZM64 32V31H63ZM72 32V31H71ZM155 32V33H154ZM204 32V33H203ZM217 32V33H216ZM53 33V32H52ZM75 33V32H74ZM74 33H72V34H74ZM125 33H129L128 35L126 34L125 35ZM132 33V34H131ZM161 33H163V34H161ZM214 33H216V34H214ZM47 34V33H46ZM46 34H44V36L46 37ZM50 34H51V32H50ZM64 34V33H63ZM72 34L70 33H67V35H66V32H65V34L64 35H66L65 36V38L63 37V36H61V43L59 44V46H57V47H55L57 44H58V42H60V40L58 41V40H56V41H58V42H54V43H52V45L54 46V44H55V46L53 47L52 46V48L50 49L49 48V51H48V49H47V53H49L50 55V57H52L53 58V56H54V58L56 57V53H59V52H62L66 57L64 58V61L62 62V64H61V62H60V65H61V67H56V69L57 68H61L60 70L58 69V71H61V70H63L64 72H66V75H65V73H64V75H65V77L64 78H62L61 79V77H60V80H59V82L61 81H64V82H62L63 84H61L60 83V88L59 89H57L56 88V86H59V85H57L56 84V86H55V88L57 89V92H55L54 94H56V95H54V96H56V98L58 97V95H59V98H55V99H52V100H55V101H58L55 105H56V107H54V108H56L57 109V106L58 107H62V103L63 102H69L68 101V99H65V98H67L70 94H68L69 92H70V90H69V88L67 87L68 85H69V82H71V79H70V76L69 75H71L70 73H72V75L74 74V72H77L78 71V78L80 79V78H83V76L82 77H80L83 73H82V71L84 72V70H82V68L83 69H86L85 70V73L87 72L88 73V75H86V77H85V79H87V85L85 86V87H87V90H86V92H88V91H90L91 89H92V87H93V84H94V81H95V76H94V70H93V68H92V66L89 64L90 62H85V60H86V56H87V52L85 51V53H86V56H85V53H84V56L82 55L83 54V52H82V50L84 49V48H86L87 47V45L89 46L90 45V43H88L86 40H85V38H83V40L82 39H80L79 41H80V43L83 41L84 43H85V41L87 42V43H85L86 45H84V43L82 42V46L83 47H81V45H79L80 47H81V51H80V48H79V46H78V44H79V41L77 40V39H73V37H74V35L72 36ZM93 34V33H92ZM155 34V35H154ZM159 34H161V36H165V38H166V41L165 42H167V43H169L170 41H172L173 43H175V45L177 46H175V45H171L170 43L169 44H167V43H165V45H164V41H163V39L165 40V38H161V36H159V37H157V35H159ZM77 35V34H76ZM75 35V36H76ZM153 35V36H152ZM166 35H168V37L169 36H171V37H173V39L171 38V37H167ZM196 35H198V36H196V39L194 40L193 38H195V36ZM215 35V36H214ZM47 36H50V35H48L47 34ZM53 35H51L50 36V38L52 37ZM194 36V37H193ZM126 37H128V38H126ZM193 37V38H192ZM197 37H198V40H197ZM49 38V37H48ZM55 38V37H54ZM71 38L73 39V40H71ZM53 39V38H52ZM117 39V40H116ZM125 39V40H124ZM153 39L155 40L156 39V41H153ZM162 39V40H161ZM172 39V40H171ZM181 39V42L180 41H178V40H180ZM184 39V40H183ZM200 39V40H199ZM256 39H258V38H256ZM261 39V40H260ZM76 40V41H75ZM119 40V41H118ZM170 40V41H169ZM212 40H214V41H216L217 42V44L216 43H214V41H212ZM48 41H50V39L48 40ZM78 41V42H77ZM175 41V42H174ZM189 41V42H188ZM257 41V40H256ZM260 41V42H259ZM52 42V41H51ZM126 42V43H125ZM154 42V43H153ZM206 42V43H205ZM214 43V46L212 47V45H213V43ZM262 42V44L264 43V32L263 33H260L259 34V39H258V44H259V46H260V48H261V43ZM69 43V44H68ZM78 43V44H77ZM150 43H152V44H150ZM162 43V44H161ZM177 43V44H176ZM180 44V46H179V44ZM78 46V47H76V45ZM189 45V46H187V45ZM152 45V46H151ZM164 45V46H163ZM168 45H170V46H168ZM183 45V46H182ZM146 46V45H145ZM160 46H161V48H160ZM172 46V47H171ZM264 46V45H263ZM103 47H106L105 45L103 46ZM125 47V48H124ZM162 47H163V49H164V47H166L165 49L166 50H164L163 51V49H162ZM181 49H180V48ZM79 48V49H78ZM168 48V49H167ZM172 48H174V49H172ZM178 48H179V51L181 50V52L183 53H185L184 55H182V53H180V52H176V51H178ZM187 48V49H186ZM211 48V49H210ZM263 49H264V47H262ZM162 49V50H161ZM177 49V50H176ZM213 49V50H212ZM263 49H259V50H262V52L264 51ZM169 50V51H168ZM173 52H172V51ZM161 51V52H160ZM46 53V54H47ZM74 53V54H73ZM82 53V54H81ZM176 53V54H175ZM214 53V54H213ZM218 53H220V52H218ZM11 54V53H10ZM60 55H62L61 53H59ZM177 54H181V56H183V58H184V62L188 65V69H186V72L187 71H189V73H186L185 71H184V69L182 68V66L181 65H179V56L177 55ZM261 53L259 52V55H260ZM64 55H62V56H64ZM187 55V56H186ZM215 55V56H214ZM262 55H264V53H262L261 55H260V59H261V61H262V63H260L261 65H260V67L261 68H264V56H262ZM8 57V61L9 60H11V56L12 55H9V53H8V55H7ZM47 57H48V55H46ZM164 56V57H163ZM212 56H214V57H212ZM217 56V57H216ZM187 57V58H186ZM74 58H75V60H74ZM178 58V59H177ZM48 59H51V58H48ZM48 59H47V61H48ZM63 59V58H62ZM85 59V60H84ZM52 60V59H51ZM72 60H73V63H75V64H73V65H71L70 66V61L72 62ZM171 60V61H170ZM177 60H179V61H177ZM186 60V61H185ZM218 60V61H217ZM220 60V61H219ZM66 61V62H65ZM68 61V62H67ZM75 61H77V63L75 62ZM166 61V62H165ZM49 62V61H48ZM65 62V65H68L67 66V68L65 67H63L64 65H63V63ZM161 62V63H162ZM214 62H215V65H214ZM218 62H220V63H218ZM9 63V62H8ZM68 63V64H67ZM164 63H162V66L163 65H165ZM193 63V64H192ZM218 63V64H217ZM10 64V63H9ZM50 64H51V62H49V66H48V64H47V71L49 72V68L48 67H50ZM181 64V63H180ZM192 64V65H191ZM205 64V65H204ZM263 64V65H262ZM199 67H198V66ZM7 66H9V65H7ZM81 66H83V67H81ZM216 66V67H215ZM55 67V66H54ZM76 67H78L77 69V71H75V68ZM80 67V68H79ZM170 67V66H169ZM168 67V68H169ZM200 67H201V69H200ZM213 67H215V68H213ZM9 68H10V66H9ZM51 68V67H50ZM70 68V69H69ZM73 68H74V70H73ZM216 68H217V70L219 71V72H216L217 70H216ZM7 69V68H6ZM6 69H4V70H6ZM49 69V70H48ZM72 69V70H71ZM79 69H81V70H79ZM204 69V70H203ZM258 73H261V74H258V76H259V80H262L263 79V81H260V84H259V89H257L258 91H257V93H256V90H253L255 93L254 94H250L251 96L249 97L250 99V102H251V100H252V98H253V95H254V99H256L257 97L259 98V96L261 97V99L260 100H262L263 102H261V101H259V99L257 98V100L262 104V106L260 107V104H258V105H255L256 107L257 106H259V108L257 107V109H256V107L254 106V104H256V103H258L257 102V100H256V102L255 103H249V100H248V104L250 105V104H252V105H250L251 106V108H254L255 110H257L258 112H259V116H261L262 114V116H261V119L260 118H258V120H259V127H260V130L261 129H263L264 130V125H263V123H261L260 121L262 120L263 122H264V99H262V98H264V69H260L259 67H258ZM8 70V69H7ZM6 70V71H7ZM53 70H54V68H53ZM53 70H50V73L51 72H53ZM67 70H68V72H67ZM69 70H71V72L69 71ZM9 71V72H8ZM5 74H6V76L8 75V74H10V69L8 70ZM261 71V72H260ZM54 72H55V70H54ZM56 72H57V70H56ZM70 72V73H69ZM79 72H81L80 74H79ZM182 72H185V74L184 73H182ZM216 72V73H215ZM58 73V72H57ZM57 73H56V75H55V73H53V75H55V76H53V77H51V78H49V80H51V82L53 83V81L54 80H57V77H59V76H61V74L59 75H57ZM69 75H68V74ZM219 75H218V74ZM63 74V73H62ZM77 74V73H76ZM75 74V75H76ZM189 74V75H188ZM71 75V76H72ZM216 75H218V76H216ZM262 75V76H261ZM5 76V75H4ZM74 76V75H73ZM178 76V77H177ZM75 77V76H74ZM175 77H177L178 78V80H175ZM180 77V78H179ZM185 79H184V78ZM10 78V79H9ZM77 78V79H78ZM214 78V79H213ZM261 78V79H260ZM5 79V78H4ZM68 80V82H67V80ZM78 79V81H80ZM217 79V80H216ZM10 80V81H9ZM58 80H57V83H59L58 82ZM70 80V81H69ZM89 80V81H88ZM93 80V81H92ZM184 80V81H183ZM211 80V81H210ZM67 83H66V82ZM212 81H215L214 83L212 82ZM5 82H6V84H5V86L7 87L8 86V89L6 90L7 91V93H8V90H9V86H10V83H11V85H12V80H11V76L9 77V75H8V77L6 78V80H5ZM49 82V81H48ZM179 82V83H178ZM188 82V83H187ZM190 82V83H189ZM211 84H210V83ZM50 83V82H49ZM184 83H186L185 85L186 86H183V84ZM45 84H47L46 82H45ZM44 84V85H45ZM54 84V83H53ZM66 84V86L64 87V85ZM68 84V85H67ZM48 85V84H47ZM47 85H45L46 87H47ZM203 85V86H202ZM211 85L213 86L212 88H211ZM216 85V86H215ZM4 86V85H3ZM44 86V87H45ZM50 86H52L51 84H50ZM49 85H48V87H50ZM54 86V85H53ZM52 86V87H53ZM70 86V85H69ZM214 86H215V88H214ZM45 87V88H46ZM52 87H50V88H52ZM67 87V88H66ZM177 87V88H178ZM195 88L196 89V91L198 92V89L199 88ZM5 88V87H4ZM54 88V89H55ZM63 88V89H62ZM178 88V89H179ZM11 89H12V87H11ZM10 89V90H11ZM69 91H68V90ZM70 89H72V91L71 92H73V87L71 88L70 87ZM45 90H47V89H45ZM49 90V89H48ZM181 90V89H180ZM214 90V91H213ZM5 91V90H4ZM55 91V90H54ZM244 91V90H243ZM242 90L240 91V93H241V95L244 93ZM253 91H251V92H253ZM60 92V93H59ZM213 92V93H212ZM243 92V93H242ZM9 93H10V91H9ZM65 93V94H64ZM182 93V94H181ZM180 93V95L183 97V96H185V99L187 98H189L187 95H186V92H185V95H183L184 94V91L183 92H181ZM215 93V94H214ZM218 93H220V94H218ZM64 94V95H63ZM73 94L74 95H76L77 93H74L73 92ZM72 94V95H73ZM215 95V96H213V95ZM216 94H218L219 95V97L217 98L216 96ZM63 95V96H62ZM72 95H70L69 96V98L71 99L73 96ZM221 95V96H220ZM263 95V96H262ZM66 96V97H65ZM187 96V97H186ZM209 96H210V98H209ZM65 97V98H64ZM216 97V98H215ZM62 100H61V99ZM59 99V100H58ZM69 99V100H70ZM186 99V100H187ZM213 99V100H212ZM216 99V100H215ZM65 100V101H64ZM73 100V98L70 100V101H72ZM210 100V101H209ZM61 101V102H60ZM63 101V102H62ZM218 101V102H219ZM222 101H224L223 103H222ZM65 102V103H66ZM253 102H254V100H253ZM52 103V105L54 106V101L53 102H51ZM59 103H60V106H59ZM64 103V104H65ZM63 104V105H64ZM221 104H223L222 105V107L220 108V106H221ZM209 105V106H208ZM213 105V104H212ZM225 105H227V106H225ZM211 106V107H210ZM219 106V107H218ZM253 106V107H252ZM210 107V108H209ZM227 107V108H226ZM263 108V109H262ZM262 109L263 110V113L260 111V110ZM257 111H255V112H257ZM220 112H221V114H220ZM212 113L214 114H216V117H218L217 116V114L219 115L220 114V116L218 117V118H216V120H213L212 118H215V116L213 117V116H211L212 115ZM262 113V114H261ZM211 114V115H210ZM48 115H50V111H49V114L47 113L46 114V117L45 118H47L48 117ZM209 116H210V119L213 121V123H211L212 121L209 119ZM258 116V117H259ZM231 119H230V118ZM228 118L229 119H227L230 123H232L233 122V120H235V118H234V116L232 117L231 115L230 116H228ZM47 120H48V118H47ZM46 120V121H47ZM209 120V121H208ZM219 121V122H218ZM208 122V123H207ZM216 122V123H215ZM235 122H237V124H236V126H234L235 127V129H238L239 127H241L242 125H241V120L240 119H236V121ZM261 123V124H260ZM206 124V125H205ZM212 125H215V126H212ZM209 127H206L207 129L209 128ZM114 129H116V128H113L112 130H113V132H119V130L121 131V128L118 130V129H116V131H114ZM111 130V131H112ZM262 130V131H263ZM109 132V136L110 137H117L118 135V133L115 135V134H111L110 135V133H112V132ZM122 131H124V130H122ZM121 131V132H122ZM128 130H126V132H127ZM213 131V130H212ZM211 131V132H212ZM125 131L124 132H122V136H126V133ZM215 132V130L212 132V133H214ZM261 132V131H260ZM126 133V134H125ZM128 133H129V131H128ZM240 134H241V131L239 132ZM262 133V132H261ZM120 134V133H119ZM234 134V132L233 133H231L230 134V136L231 135H233ZM263 134V135H262ZM261 134V136H263L264 137V131H263V133ZM130 135V134H129ZM124 136V138H127V137H125ZM242 136V134L240 135V137ZM118 137H120L121 139H123V142L125 141H127V140H125L123 137H121V135H119ZM239 137V138H240ZM263 137H261L263 140L262 141H264V138ZM131 138H133L132 137V134H131ZM130 138V136H129V139H131ZM242 138V137H241ZM128 139V138H127ZM128 139V140H129ZM134 139V138H133ZM235 140H237V139H235ZM131 141L133 142V144H131L130 143V145H131V147H130V145L128 146V148H130L131 150H134L135 152H136V150H137V153H139V151L138 150H140V152L141 151H143V150H141L142 149V147H141V145L143 146V144L140 142V144H139V146L141 147H139L138 146V143H139V141H137V140H132L131 139ZM130 142V141H129ZM129 142H128V144H129ZM78 143H80V142H78ZM127 143V142H126ZM82 143H80L79 145H81ZM128 144H126V145H128ZM83 146L85 145V144H82ZM134 145V146H133ZM233 147H234V144H231ZM230 145V146H231ZM112 146V148H113V145H111ZM133 146V147H132ZM231 146V147H232ZM237 146H239L238 144H235V147L234 148H236ZM99 149H101V147L100 146H97ZM229 148V149H232V148ZM138 148H140V149H138ZM82 150V148H80V149H76V153L75 152H73V156L72 157H76V154H77V151H81ZM89 152H94V155H92L91 153V155H92V157H94L95 159H97L96 160V162H98V167H100L101 168V171H100V169L99 170H97V165L96 166H94L93 165V163L95 162V160L93 159L92 161L91 160H89L90 158H92V157H90L89 159L87 158L88 156H86V154L84 155L83 154V156H84V158L86 157L87 158V160L86 159H82L80 156L78 157V159H76L75 161H79V162H81V163H85V164H87V165H83V164H81V163H79L80 164V169H81V173H82V170H83V168L82 167H84V171H83V174H82V176L83 177H85L86 176V172H88L89 174L84 178V179H82L83 177L81 176V173H80V170H79V172L77 171V169L75 170V168L73 169H71V171H70V168H71V165L69 166V162H67L68 160L65 158V156L66 155H64L63 154V156H62V154L59 156L58 154V157L56 156L55 157V160L53 161L52 159L54 158V156H55V154H54V156L52 157L51 156V160H50V158H49V156H47V150L44 148V149H42V148H39V149H35V148H32V149H24V148H20L18 151H17V155H18V158H20L21 160H24V161H26L28 164H33L35 161H40V160H45V158H46V160H48V162H50L49 164H48V162L45 164V163H43V166H44V168H42L43 169V172H45V174H47V175H45V176H47V177H49V179L51 180V181H53V182H55L54 183V185L56 184V187H57V185H58V187L57 188H59V186H60V188L61 187H63V190L64 189H66L67 188V186L68 185H70V187H71V185H72V187L70 188V187H68L67 188V194L68 195H72L73 194V196H71L74 200H75V204H76V206H77V203H78V205L80 204L81 205V207H80V209H83L84 207H88V209L90 208V209H93V210H91V211H93V212H97V213H99V215H100V211L102 210V208L104 209V210H102V212H101V216L100 217H98L99 215L98 214H96V215H98L96 218L98 219V218H100L99 219V221H102V223H100V225H101V228L99 229V227H100V225H99V221H94V223L96 224V222H97V224L99 225L97 228L100 230V232H102V229H106V233H107V235L108 234H110V236H111V233H113V235L111 236V237H109L110 239H108V237H107V235H106V237H103L102 236V238L101 237H97L99 234V230H98V232H96L97 233V236H96V238H94L93 236H91V239L92 238H94V239H92V240H90V242H89V244L90 243H92L93 244V242L94 243H98V242H101V243H105L106 242V244H103L105 247H107V248H111V249H109V254H111V253H113V251L111 252V250L113 249V246H115V244H116V242H115V244H114V242L113 241H115L114 239H113V241H112V237H114L115 238V236H114V233H116V232H118L119 231V229H117V228H119V225H122V228H124L125 227V225L127 224H125V223H121V222H124V219L126 218V220H125V222L126 221H129L128 219L129 218H127V217H124V219H123V221H120V219L121 218H119L120 216H121V214H119V215H117L119 212L117 211V206H116V204L117 203H123V206L124 205H126L125 204V201L128 199V201L129 200H132V198L134 199V200H132L131 202H130V204H133V205H136L137 206V208H136V206L134 207H132V208H135L133 211L132 210H127L128 211V213L129 214H134V212H135V214L134 215H136V212H137V210H138V204H140L141 203V201L140 200H143L144 201V199H146V195L148 196V192H143V193H146L143 197H140L141 196V194H143V193H141L142 191H146L147 189H144V188H146L148 185H146V184H143V183H141V182H143L142 180H140L139 181V179L135 176L136 174H134V178L135 179H133V180H136L137 181V179H138V181H139V183H137V182H135V181H133L131 178H133V177H131L133 174L132 173H129L130 171H129V169L127 170V167H130L131 165H130V163H128L129 161V159L128 158H126V159H128L126 162L125 161H123L124 159V157L123 158H119L118 157V159H117V161H116V159H114V157L113 158H111L110 160H112L113 159V161H112V163L113 162H115V163H118V161H119V165L121 166V163L122 164H127V166L125 165H122L121 167L122 168H124L125 169V171L127 172V175L126 174H124V171H122V170H124V169H122L121 167V171H118V169H119V165L118 164H116L115 165V163H114V166H113V168L114 167H116L115 169H113L114 171H112V168H110L109 166H111V165H109V163H111L110 161H108L109 160V158H106L107 160H105V158L104 157H106L105 155V152H103V150L101 151V150H99L100 151V153H99V151H98V153H96V155H95V152H97V149H95L94 147H89L88 149H87ZM146 150V149H145ZM82 151H84V149L82 150ZM81 151V152H82ZM105 151V150H104ZM134 151H132V152H134ZM147 151V150H146ZM44 152V153H43ZM85 152L87 153V151L85 150ZM105 154L104 155V157L102 158V159H104L103 161L101 160V157L103 156H99V155H101V154H103V153ZM148 152V151H147ZM60 153V152H59ZM83 153V152H82ZM143 154H144V151L142 152ZM142 153H139V155L140 154H142ZM43 154H45L44 156H43ZM79 155L81 154V153H78ZM78 154H77V156H78ZM89 153H88V155H90ZM99 154V155H98ZM147 154V153H146ZM75 155V156H74ZM82 155V154H81ZM112 155H116V154H112ZM130 155V156H129ZM148 155V157H149V154H147ZM41 156H43V157H41ZM82 156V157H83ZM99 156V157H98ZM131 154H128L127 155V157H129L130 159H131ZM144 156V155H143ZM226 156H229V155H226ZM226 156H224L225 158H226ZM97 157V158H96ZM117 157V156H116ZM115 157V158H116ZM134 156H132V158H133ZM140 157H141V155H140ZM145 157V161L143 162V163H147V161H148V157L145 155L144 156ZM146 157H147V159H146ZM100 158V159H99ZM220 159V164H221V166H218L217 168L218 169H222V168H224L223 170H222V172L225 170V167L224 166H226V167H228L227 166V164L226 165H223L222 163H227L229 160H227V159H230V157H228L227 159ZM70 159H72V158H70ZM69 159V160H70ZM80 159V160H79ZM85 160V161H84ZM101 160V161H100ZM120 160H122L121 162H120ZM134 160V159H133ZM132 160V161H133ZM142 160H143V157H142ZM141 160V161H142ZM221 160H224V161H226V162H222ZM90 161H91V163H90ZM105 161H108V164H106V162ZM218 161V160H217ZM45 162V161H44ZM100 162V163H99ZM102 162V163H101ZM105 162V163H104ZM125 162V163H124ZM130 162H131V160H130ZM219 162V161H218ZM216 163L217 165H219V163ZM69 163V164H68ZM133 162H131V164H132ZM263 163L264 162H261L260 164H262V168H264L263 166ZM45 164V165H44ZM68 164V165H67ZM78 164V163H77ZM76 164V165H77ZM78 164V165H79ZM89 164V165H88ZM92 164V165H91ZM94 164H96V163H94ZM99 164H101L100 166H99ZM128 164L130 165V166H128ZM148 164V163H147ZM109 165V166H108ZM146 165V164H145ZM144 165V167H150L149 165H146L145 166ZM222 165H223V167H222ZM257 165V164H256ZM256 165H254L255 167H256ZM66 166H67V168H66ZM69 166V167H68ZM90 166V167H89ZM91 166H93V167H91ZM103 167V168H102ZM126 167V168H125ZM221 167V168H220ZM50 168V169H49ZM65 168V169H64ZM69 168V169H68ZM67 169V170H66ZM116 169H117V171H116ZM48 170H50V172L48 171ZM98 172H97V171ZM114 173L115 171L117 172H115V174L113 175V174H110V172L111 171ZM168 170H170V171H167V173H169L170 174V178H172L173 179V177L174 176H177L176 174H174V173H176V169L174 168H170V169H168ZM172 170V171H171ZM264 170V169H263ZM94 171H96L98 174H96V173H94ZM226 171V172H225ZM224 172H223V174H224V176H225V174H227L228 172H227V170H225ZM261 171V172H260ZM49 172V173H48ZM111 172V173H112ZM119 172V173H118ZM125 172V173H126ZM259 172L260 173H263L262 172V170H259ZM52 173L54 174V176L52 175ZM62 173V175H60ZM92 173V174H91ZM120 173H123L124 175H121ZM128 173L129 174H131L130 176L128 175ZM134 173V172H133ZM48 174H50V175H48ZM56 174H58V175H56ZM116 174H119V175H116ZM169 174H167V175H169ZM174 174V175H173ZM52 175V176H51ZM117 176L116 177V179H114L115 177H112V176ZM81 176V177H80ZM88 176H90L91 178H88ZM120 176H122V177H120ZM153 177L155 176V175H152ZM151 176V177H152ZM172 176V177H171ZM119 177L120 178H122L123 179V177L124 178H126V179H119ZM129 177V178H128ZM131 177V178H130ZM177 177H179V175L177 176ZM227 177H228V174H227ZM6 177L5 176H1V178H0V196H5L4 194H6V195H8L9 194V196H10V194H12L13 195V198H16L15 200H19V201H21L20 200V198L21 199H23L24 197L26 198L27 197V199H25V201H26V203H30L32 200V206L34 207V204L36 205V204H38L36 207L38 208V206H39V208H41L42 209V207L44 208V203H45V206L47 205L48 206V208L49 207H52L51 209H53V214H50L49 213V218L50 219H43L44 221L43 222H40V223H38L39 221H37V224L35 223H33V224H31L32 222L29 220V222H30V224H28V225H34L35 226V228L37 229V227H41L42 229L44 228V226H45V228L43 229V230H47V232H48V228L50 229V230H54L56 233H55V237L57 238L58 236H62L64 233H67V235L65 236V237H63L62 236V238L63 239H61V238H55V241H58V242H60V243H62V247H64V245H66V243L68 242V241H70V245L69 246H66L67 248H69L68 250H71V251H69L70 253L72 252L74 255H75V253L76 254H78L79 253V251H77L78 249L77 248H81V249H83V248H86L85 246H88V245H84L85 244V242H86V240H85V242L83 243V244H79L78 246H76V248L75 247H72V246H74V242L72 243V241L71 240H74V239H76L77 240V238H79L80 236H81V233L78 231V230H80V229H85V228H89L90 227V225H91V218H90V216H89V214L87 215V216H89V218L87 219V217L83 214L82 215V217H83V219H87L86 221H84V223H86L87 221L89 222L90 221V224L88 223V224H85V225H83L82 223H81V225H80V221H79V225H77L75 222H73L72 223V218H74L75 219V217H73V214L71 215V213H73L74 211H71V209H67V207H69L68 205H67V203L65 204L66 206H64V202H63V200H60L61 198H57L56 196V198H57V200H56V198L54 197L53 198V195H52V197H51V194L50 193H48L49 191L48 190H46V189H44L43 187H39V186H37V188L35 187V186H33V184H32V186H29V185H27V183H26V185L23 183V184H17V183H11L10 184V182H9V184H8V186L6 185L7 183H6V181H7V179H5ZM78 178V179H77ZM147 178V177H146ZM181 177H179L178 178V180H176L177 182H175V185H174V183L172 184L171 182L169 183V185H173L174 186V188H176V190L178 191V189H177V187H175L176 186V184L181 180L180 179ZM53 179V180H52ZM55 179V180H54ZM92 180V181H90V180ZM115 180L116 181V183H114L115 181H113V183H114V185H112L113 183L111 182L112 180ZM149 180H150V178H148ZM174 179H176L175 177H174ZM212 180H213V178H211ZM210 179V180H211ZM78 180V181H77ZM109 180V181H108ZM147 180V179H146ZM184 180V179H183ZM209 180V181H210ZM212 180L210 181V182H212ZM6 183H4V182ZM78 183H77V182ZM80 181H82V182H80ZM148 181V180H147ZM182 181V180H181ZM252 181V182H251ZM74 183V185H75V183H76V185L74 186L73 185V183ZM85 182V183H84ZM91 182H93V183H91ZM95 182V183H94ZM150 183H154L153 182V180H152V182H151V180L149 181ZM251 182V183H250ZM262 182V181H261ZM2 183H4L6 186H3L2 185ZM80 183V184H79ZM82 183H84V185L82 184ZM90 183L92 184V185H90ZM136 183V184H135ZM159 183L160 184H164V183H166V182H160L159 181ZM185 184H187L186 182H184ZM248 183L249 184H252V185H250L249 187H250V189H251V187H252V189L250 190V192L252 193V194H255V190L256 189H258V187H260V185H262L261 183H259V181L257 182V184L259 185V186H257V185H254V183H255V181L254 180H251V179H249V181H248ZM247 183V184H248ZM262 183H264V182H262ZM13 184V185H12ZM15 184H17V185H15ZM30 184V183H29ZM81 184H82V186H83V188L81 187ZM95 184V185H94ZM142 184V185H141ZM22 185V186H21ZM31 185V184H30ZM36 185V184H35ZM65 185V186H64ZM79 185V186H78ZM112 185V186H111ZM139 185H141L142 187H140ZM253 185H254V187H256V189L254 190V188H253ZM25 186V187H24ZM85 186H86V188H85ZM113 186H115V188L116 189H114V187ZM117 186V187H116ZM134 186H136L135 187V189L137 188L138 190H137V192L139 191L141 194L140 195H136L135 193H137L135 190H132L133 188L132 187H134ZM185 186V189H189V187H187L186 188V185H184ZM65 187V188H64ZM92 187V189L91 190H93L92 192H94L95 191V193H94V195H93V193L91 192V190L89 191L88 190V192H83V190L82 189H84L85 191H87V188H91ZM113 187V188H112ZM144 187V188H143ZM151 187V186H150ZM153 187V186H152ZM150 188V189H152V190H155V189H153V188ZM41 188V189H40ZM80 188V189H79ZM139 188H143L141 191L139 190ZM148 188H149V186H148ZM157 188H159L160 189V187H157ZM180 190H181V188L180 187H178ZM190 188H192L191 186H190ZM13 189H16V190H14L13 191ZM44 189V190H43ZM62 189V188H61ZM60 189V190H61ZM69 189H71L70 191H69ZM184 189V192L186 191V192H188V190H185ZM73 190V191H72ZM132 190V191H131ZM13 191V192H12ZM15 191H17V192H19V193H17V194H19V195H17L16 193H15ZM66 191V190H65ZM72 191V192H71ZM80 191H82V192H80ZM133 191H135V192H133ZM148 191H149V189H148ZM159 191V190H158ZM158 191H151V194H152V196H150L151 194H150V192H149V197H147V202H145V205H147V204H149V207H146V211H148L147 209H150V205L151 206H153L152 208L154 209L153 211H151L150 212V210L148 211V212H150L149 214H150V216L148 215V213L147 212H144V213H147V215H145V214H143L142 213V210L143 211H145L144 210V207H143V203H141L142 204V207H143V209H140L141 211H138V212H141L142 214H143V216L145 215V218L144 219H142L141 221H140V223L138 222V220H136V218H138V217H134V218H132V217H130L132 220H134V221H137L138 222V225H137V222H134V225L133 224H130V226H132L133 225V229H137V228H139V227H141V226H143V223H144V226L143 227H141V228H143V229H140V230H147V231H151V230H154L156 227H153V225H151L150 224V222L152 221V219H153V222H155L154 221V218H151V214H152V217H153V215H154V217L155 216H157V218H155L156 220L157 219H159L158 217H162L160 220H162L163 219V216H162V213H159V212H165L167 209H168V207L169 208H176L175 210H180L179 209V207H182V206H184L185 204V199L183 200V199H181L180 198V195H182L183 193H181V192H183V189L181 190V192L179 191V193H181L180 195H177V193L178 192H174V189L172 188V187H170L169 186V190L167 191V192H165V193H163V191H162V193L163 194H168V195H170L169 197L171 198H175L176 197V195L177 196H179V199L178 200H176V198H175V200H176V203H177V201H178V203L179 204H182V201H183V204L181 205V206H178L177 207V205L176 204H172L173 202H171L170 200H169V197L167 198V195L166 196H163V195H161L162 193H159L158 195H157V193H158ZM169 191H172L174 194H172V192L169 194ZM10 192V193H9ZM74 192V193H73ZM79 192V193H78ZM112 192V193H111ZM126 192L128 193V194H126ZM130 192V193H129ZM138 192V193H139ZM155 192V193H154ZM14 193V194H13ZM75 193H77V194H75ZM92 193V194H91ZM131 193H132V195H131ZM178 193V194H179ZM189 194H192L191 192H190V190H189V192H188ZM48 194V195H47ZM126 194V195H125ZM134 194V195H133ZM155 194V195H154ZM21 195V197L19 198V196ZM49 195H50V197H51V200H50V198H49ZM92 195V196H91ZM117 195V196H116ZM123 195H125V196H123ZM162 197H161V196ZM172 195V196H171ZM173 195L175 196V197H173ZM15 196V197H14ZM29 196V197H28ZM33 196L35 197V198H33ZM116 196V197H115ZM127 196V197H126ZM139 197V198H138ZM164 197V198H163ZM52 198H53V200H52ZM141 198V199H140ZM143 198V199H142ZM154 198V199H153ZM160 199V201L163 203L164 202V204H165V206L163 205L162 207L161 206H158V205H154V203H151L153 200L154 201H156V202H158V200ZM167 198V199H166ZM23 199V200H24ZM48 199L50 200L49 202H48ZM126 199V200H125ZM138 199V200H137ZM165 199V200H164ZM77 200V201H76ZM123 200H125V201H123ZM136 200V202H134ZM145 200V201H146ZM40 201H42V202H40ZM127 201V202H128ZM138 201V202H137ZM153 201V202H154ZM180 201V202H179ZM133 202V203H132ZM155 202V203H156ZM160 202V203H161ZM169 202H171V203H169ZM61 203H63V204H61ZM116 203V204H115ZM147 203V204H146ZM159 203V204H160ZM177 203V204H178ZM42 204V205H41ZM88 204V205H87ZM105 204V205H104ZM115 204V205H114ZM120 204V205H121ZM128 204H129V202H128ZM127 204V205H128ZM153 204V205H152ZM157 204V203H156ZM167 204V205H166ZM169 204V205H168ZM30 205V206H31ZM63 205V206H62ZM87 205V206H86ZM101 205V206H100ZM171 205V206H170ZM187 205V204H186ZM222 206H225V205H223V204H221ZM221 205H220V207H221ZM252 205V206H251ZM29 205H28V207L29 208H31ZM41 206V207H40ZM115 206H116V208H115ZM130 207L132 206V205H129ZM155 206H157L156 208H155ZM175 206V207H174ZM227 206V207H226ZM226 206L225 207H223L224 209L225 208H231V210L233 211V212H231V213H233L232 214V216L233 215H236L237 216V220L235 221L236 223H238L237 221H238V218L240 217V220H239V223L238 224H236V225H234V227H235V233H238L239 232V230L242 228V227H244V228H247L248 227V222H246L247 220H246V218H244L246 215H250V213H251V211H252V208H253V206H254V204H247L246 206H244V207H241V205L240 204H226ZM66 207V208H65ZM119 207V206H118ZM139 207H141V206H139ZM165 207V208H164ZM233 207V208H232ZM28 208V209H29ZM47 208V209H48ZM77 208V207H76ZM75 208V209H76ZM97 208V209H96ZM100 208V209H99ZM161 208V209H160ZM228 208V209H229ZM5 208L4 207H1L0 206V220H1V218L3 217V216H6V217H8V218H6V217H3V218H5L6 220L8 219V220H11L12 218V220H14L15 219V217H14V213L13 214H11V213H8L7 211V213L8 214H10V215H13V216H10V215H7L6 213L4 214V215H2L3 213H4V210ZM74 209V210H75ZM79 209V207L76 209V210H78ZM79 209V210H80ZM86 209V208H85ZM87 209V210H88ZM95 209V210H94ZM115 209V210H114ZM30 210V209H29ZM50 210V209H49ZM67 211V215L64 213V211ZM73 210V209H72ZM97 210V211H96ZM123 210V209H122ZM152 210V209H151ZM226 211H228L227 209H225ZM84 210H82V212H83ZM86 211V210H85ZM84 211V212H85ZM104 211V212H103ZM124 211V210H123ZM63 212V215L65 214V216H63V215H61L60 213H62ZM71 212V213H70ZM76 212V211H75ZM89 212H90V210H89ZM92 212V214H94V216H93V219H96L95 218V213H93ZM138 212H137V215H138ZM159 213V214H157V215H155L156 213ZM55 213V214H54ZM80 213H81V210H80ZM87 212H85V214H86ZM124 213V212H123ZM212 213H214V210L213 209H208L207 210V212L206 213H204L202 216L205 218V217H210L211 216V214ZM60 214V216H63L64 218H62L63 220H64V222H63V220L61 219V220H59V221H57L55 218L56 217H58V215ZM71 215V217L70 216H68V215ZM75 214V213H74ZM102 214H103V217H102ZM239 216H238V215ZM42 215V214H41ZM40 215V217L41 218H44V217H46L45 216V214H44V217H43V215L41 216ZM50 215L51 216H53V217H50ZM76 215V214H75ZM74 215V216H75ZM91 215V214H90ZM141 214H139V216H140ZM159 215H161V216H159ZM243 215V216H242ZM9 216H10V218L11 219H9ZM68 216V217H67ZM111 216H113V217H111ZM117 216H118V218H119V220L118 221H116V218H117ZM128 216V215H127ZM130 216V215H129ZM235 216V217H236ZM242 216V217H241ZM39 217V218H40ZM79 217H81V215L79 216ZM78 217V220L80 219ZM81 217V218H82ZM86 217V218H85ZM92 217V216H91ZM115 217V218H114ZM121 217H123V214H122V216ZM140 217H142V216H140ZM234 216H233V219L235 218ZM60 218V217H59ZM67 218V219H66ZM102 218V219H101ZM112 218H114V219H112ZM151 218V219H150ZM230 218H232V217H230ZM77 219V218H76ZM90 219V220H89ZM140 219V218H139ZM7 220V222H9ZM72 220V221H71ZM78 220H76V221H78ZM81 220V219H80ZM113 220L115 221V222H113ZM40 221H41V219H40ZM93 221V220H92ZM131 221V220H130ZM142 221H143V223H142ZM12 223L14 222V221H11ZM26 221H24V223H23V225H25V224H27V223H25ZM28 222V221H27ZM57 222H59L58 224H59V226L57 225H55ZM67 222H68V224H67ZM133 221H131V223H132ZM169 223H168V225L167 226H162L161 227V229H164V230H167V229H177V227H176V225L175 226H173L174 224H171V222L170 221H168ZM201 222H203V220L201 221ZM17 223V222H16ZM15 223V227H17V226H22V224H16ZM67 224V227H64V228H62V226L64 225V226H66V224ZM72 223V224H71ZM94 223H93V225H94ZM112 223V224H111ZM114 223H116V224H114ZM121 223V224H120ZM10 224V223H9ZM63 224V225H62ZM77 225V227L78 228H80V229H78L77 227H76V225ZM123 224H125V225H123ZM140 224V225H139ZM142 224V225H141ZM228 223H227V221H225L224 222V225H227ZM247 224V225H246ZM8 225V224H7ZM14 224H10V225H8L9 227L10 226H12V227H14L13 226ZM56 227H55V226ZM69 225H71L70 227H69ZM93 225H91V226H93ZM107 225V226H106ZM115 225V226H114ZM145 225H146V228H144L145 227ZM239 225H241V226H239ZM244 225V226H243ZM3 226V225H2ZM5 226V225H4ZM25 226H27V225H25ZM29 226V227H30ZM97 226V225H96ZM112 226V227H111ZM113 226H114V229H113ZM178 226V225H177ZM219 227V226H215L214 224H211L210 225V227ZM222 226V225H221ZM8 227V228H9ZM14 227V228H15ZM32 227V226H31ZM46 227H48V228H46ZM73 227H75V228H73ZM106 227V228H105ZM109 229H108V228ZM121 227V226H120ZM129 227V226H128ZM127 226L124 228V230H126V229H130V228H128ZM137 227V228H136ZM173 227V228H172ZM224 227V226H223ZM0 228H2L1 227V225H0ZM18 228V227H17ZM24 228V227H23ZM23 228H21L20 227V230H19V228L16 230V231H14L15 233H13V235H15L16 233H19V232H21V230L23 229ZM35 228H33V229H35ZM39 228H38V230H39ZM72 228V229H71ZM92 228H94V227H92ZM96 228V229H97ZM111 228V229H110ZM122 228H120V229H122ZM222 228V227H221ZM4 228H2V229H0V231H1V236H2V234H3V232H2V230H3ZM9 229H11V227L9 228ZM13 229V228H12ZM42 229H40V230H42ZM57 229V230H56ZM67 229H68V231H67ZM71 229V230H70ZM75 229V230H74ZM82 229V230H83ZM91 229V228H90ZM89 229V230H90ZM95 229V230H96ZM132 229V228H131ZM139 229H137V230H139ZM219 229H220V227H219ZM38 230H36V231H38ZM50 230H49V233H51L50 232ZM63 230H64V232H63ZM66 230V231H65ZM81 230V231H82ZM110 230V231H109ZM113 230V231H112ZM117 230V231H116ZM123 230V229H122ZM216 229L214 228V230L213 231H215ZM18 231V232H17ZM24 231V230H23ZM35 231V232H36ZM53 231V232H54ZM70 231H72V232H70ZM84 231V230H83ZM83 231H82V233H83ZM87 231V230H86ZM86 231H84V232H86ZM91 231H92V229H91ZM97 231V230H96ZM121 231V230H120ZM237 231V232H236ZM12 232V230H10V233ZM41 232V234H42V231H40ZM47 232H45V233H47ZM76 232V233H75ZM110 232V233H109ZM216 232H218L217 230H216ZM38 233H39V231L37 232V234L36 235H38ZM45 233H44V235H45ZM48 233V234H49ZM91 234H92V232H90ZM89 233V234H90ZM12 234V233H11ZM40 234V233H39ZM62 234V235H61ZM75 234V235H74ZM83 234H86V233H83ZM94 235H96L95 234V231H94V233H93ZM117 234V233H116ZM214 234V233H213ZM57 235V236H56ZM86 235H88V234H86ZM101 235V234H100ZM204 235H205V233L204 234H202V236L201 237H203L204 238ZM0 236V237H1ZM12 236V235H11ZM31 236V235H30ZM33 236H35V235H33ZM47 236H49V235H47ZM54 236V235H53ZM76 236V237H75ZM109 236V235H108ZM200 236V235H199ZM199 236H196V238L197 239H202L201 237H199ZM15 237H17L16 235H15ZM72 237L74 238V239H72ZM88 237V236H87ZM191 236H188V238L190 239V240H197L196 238H195V236L193 235L191 238H190ZM12 238H14V236H12ZM18 238V237H17ZM17 238H14V240L15 239H17ZM26 238V239H25ZM31 237H29V239H30ZM84 238H85V236H84ZM83 238V239H84ZM89 238V237H88ZM104 238V240L102 241V239ZM227 238L228 237H226V239L225 238H222L223 239V242L224 241H226L227 240ZM18 239H20V238H18ZM22 239H23V241H24V239L26 240V241H24L25 243H27V242H29V241H31L32 242V240L34 241V238L31 240H29L28 241V237L25 235V237L23 238L22 237ZM53 240H54V238H52ZM80 239V238H79ZM96 239H99V240H96ZM106 239V240H105ZM13 240V241H14ZM53 240H52V242H53ZM59 240H61V241H59ZM81 240H82V238H81ZM95 240V241H94ZM101 240V241H100ZM242 241V237H238V242L236 243L238 246L236 247L235 246V248L232 250L234 253H236L235 251H238V253L236 254L237 255V257H239V261H241V262H244V260H246V258H245V256H247V257H251L252 256V254H253V251L252 250H250V249H244V250H242L241 249V242L240 241ZM54 241V242H55ZM75 241V240H74ZM84 241V240H83ZM198 241V240H197ZM30 242V243H31ZM78 242V241H77ZM81 242V241H80ZM111 242H113V243H111ZM227 242V241H226ZM225 242V243H226ZM15 243V242H14ZM17 246L19 245V249H21V247H22V244H24L23 242H22V240H21V243L22 244H20V242H19V240H17ZM16 243H15V247L16 248H18L17 246H16ZM30 243H29V245H27V250H29L28 251V253L27 254H29V252H31V251H34L35 249H33V247L34 246H32V244H31V246H30ZM35 244V243H34ZM68 244V243H67ZM113 244V245H112ZM132 244V243H131ZM134 244V243H133ZM25 245V244H24ZM57 245L59 246V244H56V247H57ZM81 245H82V247H81ZM94 245V244H93ZM93 245L91 246V247H93ZM100 246V243L99 244H97V246ZM107 245V246H106ZM117 245H119V243L117 244ZM116 245V246H117ZM134 245H136V243L134 244ZM133 245V246H134ZM249 245H250V243H249ZM90 246H88V248H86L87 250H85V249H83V250H81L80 249V251H87V252H85V256H86V253L87 254H89L90 252H91V250L90 249H92V251H93V253H96V249H95V247H96V244H95V246L93 247V248H91ZM98 246V247H99ZM101 246H102V244H101ZM104 246H102V247H104ZM111 246V247H110ZM25 247H26V245H25ZM70 247L71 248H73V250L72 249H70ZM119 247V246H118ZM65 248V247H64ZM97 248V247H96ZM115 249L117 248V247H114ZM176 247H171V249H175ZM61 249H63V248H61ZM114 249V250H115ZM183 249V248H182ZM24 251H25V249H23ZM60 250V249H59ZM58 250V253L60 254V255H62V256H64V254L62 253L63 251L62 250H60L59 251ZM88 250H90V252L88 251ZM99 250H101V247H99ZM102 250H104V249H102ZM118 250L120 251V253L119 254H116V255H114L115 253H113V255L112 256H110L108 253H107V257L109 256V258H111V260L114 258L115 260V262H116V258H117V256L119 257V259L120 260H118V261H121L120 263L118 262V263H115V264H121V263H124L125 264V262H126V264H139L138 262H131V260L134 258V256H136V254H139L140 253V251H138L137 250V252H136V254L134 255V256H132L131 257V255H133V253L130 255V257H128L127 255L130 253V252H126V254L124 253V251L125 250H122L121 248H118ZM36 251V250H35ZM35 251L34 252H32L31 254L33 255V254H35ZM64 251H66V249L64 250ZM135 251V250H134ZM56 252H57V250H56ZM89 252V253H88ZM105 252H107V249L105 250ZM232 252V253H233ZM242 252V253H241ZM37 253V252H36ZM55 253V252H54ZM71 253V254H72ZM92 252L90 253V254H93ZM123 253V254H122ZM189 253V252H188ZM233 253V254H234ZM57 254V253H56ZM68 254V253H67ZM67 254H65V257L67 256ZM72 254V255H73ZM80 254V253H79ZM81 254H83V253H81ZM80 254V255H81ZM240 254V255H239ZM79 255V256H80ZM84 255V254H83ZM122 255V256H121ZM82 256V255H81ZM80 256V257H81ZM69 257V256H68ZM92 257V258H91ZM90 257V259L91 260H95V258H93V256H91ZM106 257V256H105ZM106 257V258H107ZM113 257V258H112ZM116 257V258H115ZM122 257V258H121ZM244 257V258H243ZM59 258V257H58ZM63 258V257H62ZM71 258V257H70ZM82 258V257H81ZM132 258V259H131ZM243 258V259H242ZM55 259H57V258H55ZM64 259V258H63ZM66 259H68V258H66ZM84 260H86L85 258H83ZM118 259V258H117ZM126 259V260H125ZM130 261H129V260ZM22 260V259H21ZM20 259H18V260H16V261H14L15 263H17V264H21L22 263V261H21ZM52 260V262H56V261H53L54 259L52 258L51 259ZM58 260V259H57ZM110 260V261H111ZM1 261V260H0ZM59 261H60V259H59ZM61 261H62V259H61ZM58 262V263H62V262ZM108 261H109V259H108ZM114 261H112L113 263H114ZM123 261V262H122ZM248 261H250V262H252L251 260H248ZM1 262H4V260H2ZM6 262H8L9 263V261H7V260H5V262L4 263H6ZM93 263L95 262V261H92ZM112 262H107V263H111L112 264ZM11 263H13V261L11 262ZM14 263V264H15ZM96 263V262H95ZM104 262H102V264H103ZM88 264H90V263H88ZM99 264H101V263H99ZM104 264H106V263H104ZM141 264V263H140Z\"/></svg>", "mask_w": 264, "mask_h": 264}]
</instances>
